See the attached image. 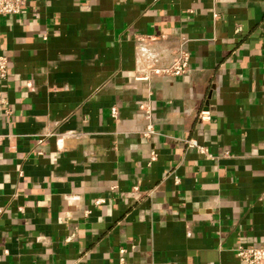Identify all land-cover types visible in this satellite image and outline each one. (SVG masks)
I'll list each match as a JSON object with an SVG mask.
<instances>
[{
  "label": "crops",
  "instance_id": "1",
  "mask_svg": "<svg viewBox=\"0 0 264 264\" xmlns=\"http://www.w3.org/2000/svg\"><path fill=\"white\" fill-rule=\"evenodd\" d=\"M0 54V264L264 245V0H29Z\"/></svg>",
  "mask_w": 264,
  "mask_h": 264
},
{
  "label": "built area",
  "instance_id": "2",
  "mask_svg": "<svg viewBox=\"0 0 264 264\" xmlns=\"http://www.w3.org/2000/svg\"><path fill=\"white\" fill-rule=\"evenodd\" d=\"M29 0H0V17L8 15H17L22 13L28 5ZM189 52L182 48L180 49L177 60L169 67H166L159 72L164 75L181 76L188 71L189 68ZM8 72V59L5 55L0 54V81L5 79ZM116 109H112V113H115ZM209 117L207 111L200 113V119H207ZM156 131L153 125L150 123L146 129L141 132L143 137H150L155 134ZM186 144L190 147H196L202 150L195 139L185 140ZM122 253L125 252L121 249ZM237 255L241 264H264V245L258 247H242L238 249ZM121 264H126L122 262Z\"/></svg>",
  "mask_w": 264,
  "mask_h": 264
}]
</instances>
